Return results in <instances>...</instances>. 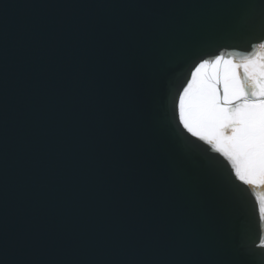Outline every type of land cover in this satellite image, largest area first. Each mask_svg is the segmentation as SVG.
I'll return each instance as SVG.
<instances>
[{"label":"water","instance_id":"obj_1","mask_svg":"<svg viewBox=\"0 0 264 264\" xmlns=\"http://www.w3.org/2000/svg\"><path fill=\"white\" fill-rule=\"evenodd\" d=\"M262 10L261 0H0L9 133L0 228L14 257L264 264L259 249L239 251L243 209L258 207L264 189L225 183L201 151L188 150L185 138H194L173 116L193 60L250 51L240 39ZM196 44L201 57H186ZM69 109L77 120H64ZM81 120L88 136L108 137L96 146L98 170L83 148L57 157L61 140L69 153L83 144L60 134Z\"/></svg>","mask_w":264,"mask_h":264},{"label":"snow or ice","instance_id":"obj_2","mask_svg":"<svg viewBox=\"0 0 264 264\" xmlns=\"http://www.w3.org/2000/svg\"><path fill=\"white\" fill-rule=\"evenodd\" d=\"M264 5V0H261ZM250 7V5H242ZM0 39H6V33H0ZM241 43L251 50L242 53H220L210 58L194 59L190 66V79L186 86L173 98V116L178 120V130L194 138L187 140L189 151H201L209 166L213 167L225 183L233 180L254 189H264V10L259 20L243 32ZM199 44L191 47L188 58L201 57ZM6 56V53H5ZM4 76L0 79V208L7 207L8 188V150L9 133L7 117V81L6 60L3 64ZM76 101L70 98V103ZM91 103V100L89 101ZM154 110V98L149 99L147 115L149 120ZM78 116L70 109L65 111L64 120H77ZM97 128L103 127V116L95 120ZM89 124L79 122L78 128L65 126L60 134L65 137L82 138L77 141L75 149L69 153L68 146L61 140L55 146L57 157L63 161L67 157L75 159L79 150H86L90 158L88 165L93 170L103 167L104 162L95 156L99 142L108 139L106 135L88 136ZM44 135L49 129L43 128ZM182 134V133H181ZM202 145H207L203 149ZM208 149L216 156L209 155ZM223 158L221 161L219 158ZM227 162L224 164L223 162ZM37 167L41 161L36 160ZM110 199V193H105ZM134 199V197H133ZM248 217V228L239 242V251L248 257L255 256L257 249L264 253V235L259 227L264 225V196L255 205L243 209ZM235 214L241 208H233ZM255 226V235L253 238ZM0 264H41L38 261L20 260L10 251L6 224L0 228ZM52 264H189V262L170 260L123 259L105 261H63Z\"/></svg>","mask_w":264,"mask_h":264}]
</instances>
